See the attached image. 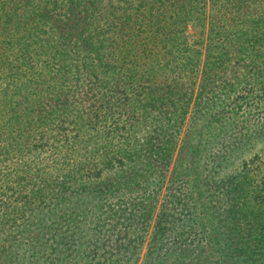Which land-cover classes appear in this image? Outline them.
Returning a JSON list of instances; mask_svg holds the SVG:
<instances>
[{"label": "trees", "instance_id": "obj_1", "mask_svg": "<svg viewBox=\"0 0 264 264\" xmlns=\"http://www.w3.org/2000/svg\"><path fill=\"white\" fill-rule=\"evenodd\" d=\"M0 264H264V0H0Z\"/></svg>", "mask_w": 264, "mask_h": 264}, {"label": "rangeland", "instance_id": "obj_2", "mask_svg": "<svg viewBox=\"0 0 264 264\" xmlns=\"http://www.w3.org/2000/svg\"><path fill=\"white\" fill-rule=\"evenodd\" d=\"M192 32V30H190Z\"/></svg>", "mask_w": 264, "mask_h": 264}]
</instances>
